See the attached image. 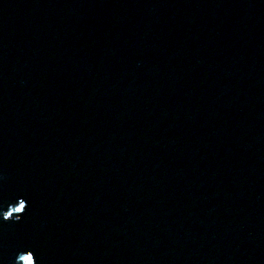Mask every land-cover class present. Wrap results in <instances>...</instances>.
Wrapping results in <instances>:
<instances>
[{"label": "water", "instance_id": "water-1", "mask_svg": "<svg viewBox=\"0 0 264 264\" xmlns=\"http://www.w3.org/2000/svg\"><path fill=\"white\" fill-rule=\"evenodd\" d=\"M0 176V264H264V0H0Z\"/></svg>", "mask_w": 264, "mask_h": 264}, {"label": "clouds", "instance_id": "clouds-1", "mask_svg": "<svg viewBox=\"0 0 264 264\" xmlns=\"http://www.w3.org/2000/svg\"><path fill=\"white\" fill-rule=\"evenodd\" d=\"M5 177L0 176V180ZM29 208L28 203L24 198H19L17 202L10 204L8 210L3 213L2 219L4 222H19ZM13 264H38L37 257L32 250L21 251L17 254Z\"/></svg>", "mask_w": 264, "mask_h": 264}]
</instances>
